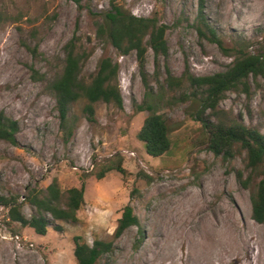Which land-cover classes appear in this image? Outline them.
<instances>
[{
    "label": "rangeland",
    "instance_id": "obj_1",
    "mask_svg": "<svg viewBox=\"0 0 264 264\" xmlns=\"http://www.w3.org/2000/svg\"><path fill=\"white\" fill-rule=\"evenodd\" d=\"M118 3L135 16H156L169 26V55L159 58L161 79L167 67L176 77L186 67L195 76L225 72L242 45L252 53L264 51V0ZM109 10L110 0H84L81 6L68 0H0V112L20 128L17 145L0 141V190L23 197L28 186L46 189L57 179L66 193L86 178L79 221L51 219L45 236L11 222L8 210L0 207V264H77L75 237L90 246L95 239L114 242L113 253L96 264H264V224L252 220L251 190L236 179L243 158L229 161L208 149V135L195 120L196 104L160 109L172 145L161 157L146 153L138 133L149 112L137 111L136 105L144 102L147 90L136 53L120 56L97 37L96 24ZM198 15L215 29L222 48L199 36ZM74 37L85 54V81L90 82L102 57L118 63L124 107L98 103L96 122L90 123L83 112L87 101L77 102L71 112L75 132L66 138L49 85L61 75L64 47ZM156 71L149 50L146 72L154 88ZM249 83L250 96L226 94L220 116L264 133V81L251 78ZM120 160L126 175L110 171L98 178ZM127 205L140 226L115 239ZM23 210L27 218L33 215L28 205Z\"/></svg>",
    "mask_w": 264,
    "mask_h": 264
},
{
    "label": "trees",
    "instance_id": "obj_2",
    "mask_svg": "<svg viewBox=\"0 0 264 264\" xmlns=\"http://www.w3.org/2000/svg\"><path fill=\"white\" fill-rule=\"evenodd\" d=\"M68 1L78 6L84 2ZM96 25L98 39L112 46L120 56L136 53L141 78L147 90L144 102L136 105L137 111L149 112L138 133V139L144 143L146 153L151 157H161L172 145L168 122L165 115L159 113L160 109H171L187 102L196 104L198 108L195 120L202 124L208 135V149L216 157L221 156L229 161L237 157L243 158V169L236 171V179L244 189L251 190L252 220L257 224H264V133L255 127L246 126L238 119L220 116V103L228 92L250 96L249 80L260 78L264 81V51L252 53L242 45L234 51V61L225 72L195 76L186 67L184 73L176 77L167 67L166 77L161 79L158 74L159 58H167L169 55L166 40L168 25L161 23L156 16H135L125 10L118 0H110V10ZM195 29L203 39L217 43L222 48V41L215 29L203 16L198 15ZM149 50L153 52L157 62V71L153 77L155 88L151 86L146 72ZM64 51L63 71L50 83L49 89L56 100L61 131L66 138H71L76 125L71 112L77 102L83 99L87 101L83 112L90 123L96 122V104L105 103L122 110L124 102L119 84L118 63L108 56L102 57L95 74L87 82L81 76L85 54L78 51L76 37L65 45ZM19 129L16 120L5 112H0V141L17 145ZM110 171L127 174L120 160L117 164L107 166L98 178L102 179ZM85 182L86 178L82 177L81 187L71 188L66 193L62 192L57 179L46 189L28 186L23 197L7 196L0 190V207L8 210L11 222L29 227L36 234L45 236L52 221H79L78 212L85 203ZM20 198L24 200L20 201ZM26 205L33 209L30 218L24 214ZM134 226H140V220L133 207L127 205L114 233L115 239ZM54 229L62 231L58 225ZM74 241L77 264H96L114 251V242L95 239L90 246L81 237H75Z\"/></svg>",
    "mask_w": 264,
    "mask_h": 264
}]
</instances>
